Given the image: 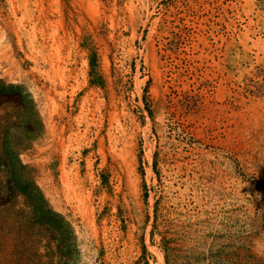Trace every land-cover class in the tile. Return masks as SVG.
Instances as JSON below:
<instances>
[{
    "label": "rangeland",
    "instance_id": "obj_1",
    "mask_svg": "<svg viewBox=\"0 0 264 264\" xmlns=\"http://www.w3.org/2000/svg\"><path fill=\"white\" fill-rule=\"evenodd\" d=\"M0 264H264V0H0Z\"/></svg>",
    "mask_w": 264,
    "mask_h": 264
}]
</instances>
